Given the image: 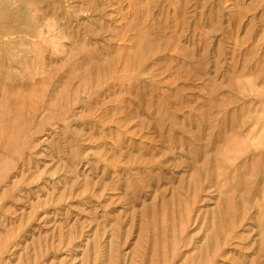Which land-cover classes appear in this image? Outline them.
I'll return each mask as SVG.
<instances>
[{
  "label": "rangeland",
  "instance_id": "1",
  "mask_svg": "<svg viewBox=\"0 0 264 264\" xmlns=\"http://www.w3.org/2000/svg\"><path fill=\"white\" fill-rule=\"evenodd\" d=\"M264 0H0V264H264Z\"/></svg>",
  "mask_w": 264,
  "mask_h": 264
},
{
  "label": "bare ground",
  "instance_id": "2",
  "mask_svg": "<svg viewBox=\"0 0 264 264\" xmlns=\"http://www.w3.org/2000/svg\"><path fill=\"white\" fill-rule=\"evenodd\" d=\"M264 87V86H263Z\"/></svg>",
  "mask_w": 264,
  "mask_h": 264
}]
</instances>
